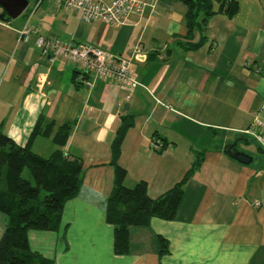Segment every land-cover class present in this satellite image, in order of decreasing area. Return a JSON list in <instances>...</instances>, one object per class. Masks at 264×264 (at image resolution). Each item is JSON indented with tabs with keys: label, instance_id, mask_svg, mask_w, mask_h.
<instances>
[{
	"label": "crops",
	"instance_id": "crops-1",
	"mask_svg": "<svg viewBox=\"0 0 264 264\" xmlns=\"http://www.w3.org/2000/svg\"><path fill=\"white\" fill-rule=\"evenodd\" d=\"M27 1L10 22L0 9V130L23 147L40 117L53 122L49 136L31 143L48 158L57 149L54 134L67 123L61 150L83 171L58 229L29 231L30 249L53 264H264V154L243 133L255 117L264 121V0H237L232 19L212 17L197 50L175 44L186 34L179 0H140L143 12L121 26L84 23L64 0ZM26 24L43 37L130 60L136 86L83 77L64 57L48 64L31 40L18 39ZM138 46L143 55L135 58ZM73 78L82 85L76 88ZM125 116L133 118L118 159L125 187L144 183L154 199L182 180L197 154L201 162L183 187L175 219L131 227L129 251L118 255L105 212L114 178L110 145ZM232 144L253 162L232 160L224 152ZM5 229L0 213V240ZM156 236L168 242L163 256Z\"/></svg>",
	"mask_w": 264,
	"mask_h": 264
},
{
	"label": "trees",
	"instance_id": "trees-1",
	"mask_svg": "<svg viewBox=\"0 0 264 264\" xmlns=\"http://www.w3.org/2000/svg\"><path fill=\"white\" fill-rule=\"evenodd\" d=\"M186 8L184 40L175 44L185 50H197L207 41L209 20L218 15L232 19L239 11L237 0H179ZM195 35L198 39L194 42ZM86 77V73H82ZM75 78V75H74ZM72 79L76 88L82 84ZM36 122L27 144L19 146L0 130V213L5 216L6 229L0 240V264H53L52 261L33 252L28 243L29 231H56L64 204L74 198L79 190L82 164L78 159L64 156L70 125L60 126L53 137L57 149L48 158H42L31 150L37 136H49L54 123ZM131 116L121 117V123L113 138L110 164L114 170L113 189L106 203V222L113 227L115 254L129 251V229L147 227L152 218L173 221L183 196V187L191 174L199 167L197 157L180 182L157 198H150L146 185L138 183L132 188L123 185L125 171L118 165L121 146L127 130L132 126ZM28 172L30 179L24 177ZM157 253H168V242L156 236Z\"/></svg>",
	"mask_w": 264,
	"mask_h": 264
},
{
	"label": "built area",
	"instance_id": "built-area-1",
	"mask_svg": "<svg viewBox=\"0 0 264 264\" xmlns=\"http://www.w3.org/2000/svg\"><path fill=\"white\" fill-rule=\"evenodd\" d=\"M145 4L140 0H64L63 7L78 12L84 23L102 22L109 26L125 25L133 15H140ZM20 41H32L34 47L48 64L64 57L81 68L83 73L95 79L114 82L120 86L133 88L137 81L131 70V61L93 45H75L57 38L43 37L34 26L26 24L19 31ZM142 49L135 48V58L142 57ZM129 96H126L128 99ZM264 121L254 118L250 127L243 131L260 146L264 154ZM64 156L66 154L64 153ZM259 207V202H254Z\"/></svg>",
	"mask_w": 264,
	"mask_h": 264
},
{
	"label": "water",
	"instance_id": "water-1",
	"mask_svg": "<svg viewBox=\"0 0 264 264\" xmlns=\"http://www.w3.org/2000/svg\"><path fill=\"white\" fill-rule=\"evenodd\" d=\"M28 4L27 0H0V9L4 20L10 22L20 17L28 7ZM224 152L238 164L249 165L253 162L251 156L235 149V144L225 146Z\"/></svg>",
	"mask_w": 264,
	"mask_h": 264
},
{
	"label": "rangeland",
	"instance_id": "rangeland-1",
	"mask_svg": "<svg viewBox=\"0 0 264 264\" xmlns=\"http://www.w3.org/2000/svg\"><path fill=\"white\" fill-rule=\"evenodd\" d=\"M24 177H25V178H27V179H30V177H29V175H28V172H27V171H25V173H24Z\"/></svg>",
	"mask_w": 264,
	"mask_h": 264
}]
</instances>
